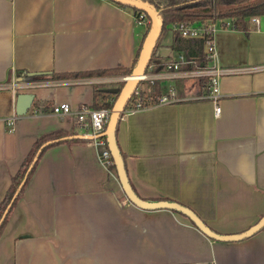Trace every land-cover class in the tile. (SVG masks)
I'll use <instances>...</instances> for the list:
<instances>
[{
  "label": "crops",
  "instance_id": "obj_1",
  "mask_svg": "<svg viewBox=\"0 0 264 264\" xmlns=\"http://www.w3.org/2000/svg\"><path fill=\"white\" fill-rule=\"evenodd\" d=\"M146 31L133 7L115 0H0V200L39 136L64 137L45 149L14 206L0 264H264V226L222 240L179 210L133 203L76 114L53 112L64 100L92 105L95 81L125 75L53 72L129 66ZM173 38L170 26L154 64L182 52ZM215 42L226 66L264 63V15L248 30L219 28ZM149 72L160 94L174 90L176 99L121 115L116 135L133 187L191 206L217 231L247 229L264 215V69L222 75L219 115L201 78ZM20 91L35 93L23 114L15 110Z\"/></svg>",
  "mask_w": 264,
  "mask_h": 264
},
{
  "label": "trees",
  "instance_id": "obj_2",
  "mask_svg": "<svg viewBox=\"0 0 264 264\" xmlns=\"http://www.w3.org/2000/svg\"><path fill=\"white\" fill-rule=\"evenodd\" d=\"M155 8L158 15L162 17L161 33L156 43V47L153 51L151 60L147 67L152 64V69H164L166 63H156L153 60L157 47L161 44V39L167 29L173 24H180L185 21L202 20L207 18L225 17L230 18L233 27L242 30L249 29V17L254 14L264 15V0H143ZM121 5H128L124 2L117 1ZM135 10L136 15L141 9L132 6ZM147 30L151 25L150 17L147 14ZM173 46L176 49L185 52L186 56L194 59V63L198 64L204 61L203 56V39L200 37H187L184 36L178 28L174 29ZM137 51L136 57L133 63L127 65H117L113 67L95 68L89 70H78V71H66V72H53L57 76H100V75H122L130 74L133 66L136 63L139 50ZM43 74V73H42ZM27 77L32 76V73L26 72ZM206 83V78H201ZM124 79L115 83H107L103 81H95L93 83V102L92 106H112L117 96V93L111 92L105 89V86L109 85H122ZM142 81V80H141ZM160 90L158 85L150 83V89L146 93L148 100H153ZM64 139L63 131L52 130L39 136L32 144L29 152L22 160L19 168L11 176V181L6 189L4 196L0 200V234L3 231L5 224L7 223L10 214L22 196L24 188L33 173L39 158L45 151V149L59 141ZM121 150V148H120ZM124 156L123 151L121 150ZM111 169H116L115 163L111 166Z\"/></svg>",
  "mask_w": 264,
  "mask_h": 264
},
{
  "label": "built area",
  "instance_id": "obj_3",
  "mask_svg": "<svg viewBox=\"0 0 264 264\" xmlns=\"http://www.w3.org/2000/svg\"><path fill=\"white\" fill-rule=\"evenodd\" d=\"M260 14H254L249 17L253 21H259ZM139 21L147 20V13L144 10L139 11L136 15ZM172 28H178L184 36L187 37H200L203 39L204 49L203 56L204 61L198 64L194 63L193 58L186 56L182 51L177 58H169L165 60L166 68L172 70L174 75L179 76H197L199 78H206V85L209 87L208 96L214 100L215 114L219 115L221 112V104L219 98L221 96L220 91V79L223 74L243 72L249 69L259 68L264 69V63L256 65V67L247 68L244 66H226L219 60L218 50L215 42V34L219 28H234L230 18L215 17L193 21H185L180 24L173 23ZM187 63L188 67L181 68V64ZM149 70H146L142 77L143 79H153L156 74L149 72L152 69V64L149 66ZM127 75L118 77L116 82L124 79ZM29 82L27 80H17L13 85L19 88L27 86ZM6 85H0L5 87ZM11 86V85H10ZM147 92L142 88L135 89L131 97L129 98L124 110H138L146 108L152 105L166 103L175 100V91L158 94L153 100H148ZM112 106L95 107L89 104H81L78 108H73L68 101H59L53 104L52 110L56 114L63 116L68 113H74L77 116V120L84 128L86 135L90 136L95 143L101 144L100 158L105 165L111 170V165L114 163L113 156L107 145V140L102 135L103 130L106 127ZM14 117L8 118V123H13Z\"/></svg>",
  "mask_w": 264,
  "mask_h": 264
},
{
  "label": "water",
  "instance_id": "obj_4",
  "mask_svg": "<svg viewBox=\"0 0 264 264\" xmlns=\"http://www.w3.org/2000/svg\"><path fill=\"white\" fill-rule=\"evenodd\" d=\"M128 4L129 6H135L141 10H144L150 17L151 25L146 31L139 54L136 60L135 65L132 68L130 74L124 78V83L120 85H109L105 86V89L117 93V96L111 107V112L106 123V127L103 130L102 135L105 136L107 140V145L111 151V154L116 165L117 173L119 180L122 184V187L125 191L127 197L135 204L147 208H172L179 210L186 215H188L193 222L206 234L211 237L222 239V240H232V239H241L247 236L252 235L257 230L264 226V215L253 225L248 227L245 230L236 233H223L213 229L205 220L194 210L191 206L171 198H156L149 199L140 196L135 188L133 187L130 178L127 173L124 156L121 153L120 146L117 140V127L121 115L125 109V106L137 88L138 84L141 82L143 75L145 74L149 62L151 60L153 51L156 47L157 40L161 33L162 17L157 14L153 5L144 2L143 0H115ZM34 74V73H33ZM35 93L32 91H20L16 97V113L23 114L31 106Z\"/></svg>",
  "mask_w": 264,
  "mask_h": 264
},
{
  "label": "rangeland",
  "instance_id": "obj_5",
  "mask_svg": "<svg viewBox=\"0 0 264 264\" xmlns=\"http://www.w3.org/2000/svg\"><path fill=\"white\" fill-rule=\"evenodd\" d=\"M250 21L249 22H251V23H253V22H255V21H253V20H251V19H249ZM187 78H193L194 80L195 79H197L198 77L197 76H189V77H187ZM172 79H176V80H184V79H186L185 77H178V78H172ZM180 82V81H179ZM109 83H117L116 81H112V82H109ZM150 87V85H149V80H147V79H143L141 82H140V84H138V86H137V89H140V88H142V89H148Z\"/></svg>",
  "mask_w": 264,
  "mask_h": 264
}]
</instances>
